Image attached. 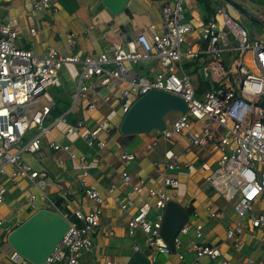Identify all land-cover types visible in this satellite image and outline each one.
Segmentation results:
<instances>
[{"label":"built area","instance_id":"built-area-1","mask_svg":"<svg viewBox=\"0 0 264 264\" xmlns=\"http://www.w3.org/2000/svg\"><path fill=\"white\" fill-rule=\"evenodd\" d=\"M4 1L12 0H0V3ZM184 1L163 0L161 29L152 21L145 30L133 36L123 31L110 42L107 51L95 56L63 55L55 47L47 48L41 55L35 54L31 49L14 45L16 19L11 18L0 24V182L2 177L13 182L20 178L27 179L40 190V199L49 200L44 193L48 182L46 172L33 169L22 160L26 153L43 156L42 143L46 140L50 150L66 154L70 161L78 165L81 170L79 185L84 197L93 203L87 211L77 209L67 213L56 208L69 227L45 264H88L82 262V254L93 249L92 234L100 223L106 203L100 189L88 181L90 157L77 154L71 141L60 142L51 132L61 124L65 134L78 137L97 155L107 147L110 139L112 127L109 120L103 119L88 127L84 119H69L66 112L53 123L45 125L54 104L48 88L61 85L59 74L63 68H67L71 74L69 66L80 69L70 110L80 103L83 111H94L97 108L95 97L99 95L97 87L105 90L101 95L103 102H109L112 98L121 101L122 115L134 101L153 89L177 95L186 102L187 111L179 113L160 132V137L147 145L148 148L157 145L159 140L166 144L181 132H187L192 145L205 146L217 137L212 129L214 124L223 129L218 137L220 154L215 168L211 169L207 163H202L201 168L209 170L206 176L208 187L226 199L236 196L240 217L226 230L225 237L232 241L233 249H241L244 241L239 236L246 230L247 213L253 211L254 203L264 191V42L251 37L249 30L232 17L225 0H210L213 17L198 28L186 20ZM33 8L39 11L57 10L51 0H34ZM258 20L264 25V14H260ZM195 31L197 36L190 37ZM30 32L35 33L34 28ZM189 38L192 41L183 49L182 45ZM66 41L75 49L77 36L71 32ZM223 53L230 54L228 70L223 66ZM247 53L251 55L249 63L245 60ZM201 55L208 57L203 73L212 85L198 93V87L183 68L182 59H196ZM152 59L161 65V70L152 77L137 73L129 66ZM94 79L97 85L91 84ZM195 121L202 122L203 127H193ZM29 132L33 133L29 135ZM120 157L130 162L135 155L122 151ZM154 165L162 177V184L157 187H144L143 179L132 182L129 172H121V178L131 193L140 196L138 203L132 199L122 201L119 196H114L113 186L106 193L112 195L119 207L130 214L126 225L129 235L139 230L149 247L158 253L169 254L172 250L162 238L160 230L165 207L169 201H174L168 188L177 187L179 181L168 172L179 170L182 165L178 155L167 146L163 150L162 160ZM184 166L187 167V164ZM62 188L56 185L58 192H62ZM5 193L6 187L0 184V203L4 202ZM37 198L34 193L27 197L25 195V202L31 210H36ZM206 209L211 216L216 215L209 207ZM20 210L19 207L11 213ZM22 222L15 220L7 223L0 218L1 254V244L7 242L8 234ZM249 224L254 229H263L261 233L252 235L264 253V213L252 216ZM191 228L197 241L192 244L194 260L189 264H200L199 259L204 256L218 259L221 264H233L217 245L206 243L202 224H192L189 218L173 238L174 250L180 248L181 236L188 234ZM134 249L139 251L138 246ZM177 256L179 260L183 259L181 253ZM8 259L20 263L23 258L13 251ZM247 262L264 264V258L261 261L248 259Z\"/></svg>","mask_w":264,"mask_h":264},{"label":"crops","instance_id":"crops-1","mask_svg":"<svg viewBox=\"0 0 264 264\" xmlns=\"http://www.w3.org/2000/svg\"><path fill=\"white\" fill-rule=\"evenodd\" d=\"M33 1L1 2L0 4L3 6L0 7V11H3V14L0 17V24L11 18L16 19L17 37L13 41L14 45L19 48L31 49L38 55L43 54L49 47H55L63 55L95 56L99 52L107 51L110 42L123 31L133 36L137 32L145 30L152 21L157 24L159 29L162 28L160 10L163 0H128L124 10L116 15L111 14L100 0H51L52 5L57 7L55 12L51 9L36 10L33 8ZM204 1H184L186 20L191 22L195 28L211 19L214 14L210 0ZM229 5L227 8H230L228 10L232 15V12L236 11ZM261 10L264 14V7H261ZM232 17L234 16L232 15ZM256 22L258 27L255 26L248 30L251 37L264 42V25L258 20V17ZM31 28H34L35 33L30 32ZM71 32L77 36L75 49L71 48L66 41ZM195 36H197V31L190 37ZM153 60L141 62L151 63ZM245 60L247 63L251 61L249 53L246 54ZM145 70L144 72L140 69L136 72L152 77L160 69L158 66H151L150 64ZM74 83L76 91L77 80ZM91 84L97 85L96 80H92ZM61 86L62 84L58 87ZM115 88L112 89L113 93ZM97 90L99 95L95 97L97 108L94 111H83L79 103L72 110H70L71 107L66 108L63 113L67 112L69 119H76L75 113H81V119H84L88 127L94 126L103 119L109 120L112 133L106 148L95 155V152L86 146L87 150L85 151L79 148L78 144L82 145L79 143L81 140L78 137H69L64 133L62 126L56 125L51 132V135L60 142L70 143L71 141V146L77 154H86L90 157L88 181L100 189L103 198L106 200L100 223L92 234L93 249L83 252L82 262L88 264H107L108 262L110 264H129L136 253L145 255L151 264H189L194 260L192 244L197 239L192 228L188 234L181 236L179 249L172 250L169 254L157 252L158 255L153 259L156 251L147 245L144 235L139 230L133 235L128 234L126 225L130 214L119 207L112 195L109 196L106 193V190L113 186V195L119 196L122 201L127 199H132L135 203L140 201V196L131 193L129 187L124 184L121 178V172L124 170L130 173L132 182L143 179L144 187L160 186L162 177L154 163L162 160L165 146L171 148L178 155L182 165L181 169L168 172L170 176L179 181L178 186L168 188V192L172 194L173 200L188 213V218L192 224H202L206 243L217 245L222 254L233 264H247L248 259L263 260V250L256 237L252 235L261 233L263 229L252 228L249 220L258 213H264V191L254 203L253 211L247 213L246 230L239 236L244 243L240 250H235L232 247V241L226 239L225 232L240 217L236 208V196L229 199L223 198L214 189L206 185V176L209 174V170H203L201 164L207 163L211 169L215 168L216 160L220 154L218 149L219 129L217 131V128L212 126L217 137L205 146L192 145L188 141L187 132H181L175 134L171 141L166 144L159 140L157 145L148 148L147 145L151 141L160 137L158 132L121 134L118 130V124L122 117L119 104L121 101L112 98L109 102H103L101 95L105 93V90L100 87H97ZM49 93L52 95L50 91ZM74 93L68 91L67 95H75ZM68 98L70 100L72 97L68 96ZM53 100L54 104L46 122L50 120L51 114L55 111L56 101L54 97ZM193 127L199 129L203 127V123L195 121ZM32 133L29 132V135ZM42 147L43 156L26 153L22 156V160L33 169L46 172L48 182L44 188V193L49 200L40 199V190L27 179L20 178L13 182L2 177L0 184L6 187V193L4 202L0 203V218H3L7 223H13L15 220L24 221L40 208L56 211L58 208L62 212L72 213L77 209L87 211L93 205L90 200L84 197L79 185L78 177L81 170L78 165L70 161L66 154L50 150L46 140L43 141ZM122 151L134 153L135 158L130 162L122 160L120 157ZM185 164L187 167H183ZM58 184L63 187L62 192L57 191L56 185ZM22 186H26L30 193L38 196L35 202L36 210H31L27 206L26 194L21 189ZM41 203L45 204L46 207H41ZM19 207L21 210L18 213H11L12 210ZM206 207L216 212V215L211 216ZM237 213H239V217L235 216ZM110 231L113 233L110 234ZM135 246L139 247L138 252L134 249ZM178 253L183 255L182 260L178 259ZM199 262L200 264H221L220 260L211 259L207 256L201 257ZM0 264L31 263L24 259H21L20 263L10 262L8 255L0 253Z\"/></svg>","mask_w":264,"mask_h":264},{"label":"water","instance_id":"water-1","mask_svg":"<svg viewBox=\"0 0 264 264\" xmlns=\"http://www.w3.org/2000/svg\"><path fill=\"white\" fill-rule=\"evenodd\" d=\"M111 13L122 12L128 0H100ZM233 3L231 0H225ZM234 6L238 7L235 3ZM186 102L179 96L161 90H150L132 103L122 115L118 130L123 135L163 131L167 124L164 117L169 112L185 113ZM188 219V213L175 201L165 207L161 236L171 250L173 238ZM67 220L56 210L40 208L33 212L7 236V243L24 260L31 264H45L68 230ZM158 255L154 253L153 259ZM129 264H151L142 253H136Z\"/></svg>","mask_w":264,"mask_h":264},{"label":"rangeland","instance_id":"rangeland-1","mask_svg":"<svg viewBox=\"0 0 264 264\" xmlns=\"http://www.w3.org/2000/svg\"><path fill=\"white\" fill-rule=\"evenodd\" d=\"M233 3H235L238 7L234 6L230 2H226L229 6L233 8L236 12H232V15L234 18L242 24L246 29H252L253 27H258L257 24V17H259L260 14H262L261 7H264V0H231ZM3 6L0 4V7ZM1 9V8H0ZM230 9V8H228ZM229 11V10H228ZM231 11V10H230ZM3 11H0V17L2 16ZM192 38H189L188 41L182 45V48L185 49L187 43L191 42ZM222 61H223V66L226 70L229 69L230 66V56L229 54L223 53L222 56ZM208 57L206 55H201L199 58L196 59H182V65L185 70V72L189 75L192 83L196 86L199 87V85L203 86V89L208 88L212 85L211 80L208 77L204 76L203 73V67L205 63L207 62ZM158 66L159 69L161 70V65L157 60L151 61V63L148 62H139L136 65H129L134 67L137 71L147 69L149 66ZM76 68V71H75ZM68 70L70 71L71 74L67 71V68H63L60 72V82L62 84L61 87H50L48 88V91H50L56 101L55 105V111L51 114L50 120H48L45 125H49L50 123H53L57 117H59L65 109H69L71 107L73 100H74V95H67L68 91L70 93L75 92V80L78 79L79 77V68L75 66H69ZM150 76V75H149ZM209 85V86H208ZM67 89V90H66ZM75 94V93H74ZM68 96L72 99L69 100ZM71 101V103H70ZM120 104V103H119ZM82 115L81 113L77 112L75 113V118L76 119H81ZM58 126V125H57ZM59 126H62L59 124ZM63 127V126H62ZM214 127L216 125L214 124ZM217 131L219 129L220 132H222V128L216 127ZM80 144L79 148L82 150H87L85 145L79 141ZM132 145L129 147L131 149ZM26 195L30 193L29 189H26V186H22L21 188ZM38 206V205H37ZM41 207H44L45 204L40 205ZM39 207V206H38ZM46 207V206H45ZM49 207V206H47ZM235 216L239 217V213H237ZM1 250L3 253L6 255H10L13 252V249L11 246L7 243L4 242L1 244Z\"/></svg>","mask_w":264,"mask_h":264},{"label":"trees","instance_id":"trees-1","mask_svg":"<svg viewBox=\"0 0 264 264\" xmlns=\"http://www.w3.org/2000/svg\"><path fill=\"white\" fill-rule=\"evenodd\" d=\"M202 1L205 2L204 0ZM202 89H203V86L199 85V87L197 88V92L199 93ZM177 115H178L177 112H169L166 114V116L164 117V120L166 121L167 126L176 118ZM153 132H158V131L154 130ZM157 134L160 135V132H158Z\"/></svg>","mask_w":264,"mask_h":264}]
</instances>
